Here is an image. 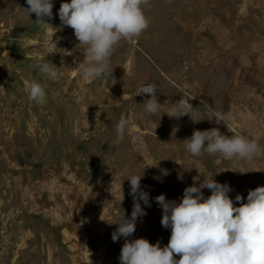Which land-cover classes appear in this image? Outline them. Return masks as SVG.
Segmentation results:
<instances>
[{"label":"rangeland","instance_id":"obj_1","mask_svg":"<svg viewBox=\"0 0 264 264\" xmlns=\"http://www.w3.org/2000/svg\"><path fill=\"white\" fill-rule=\"evenodd\" d=\"M52 2L50 25H41L26 0H0V264H120L125 240L114 242L118 225L106 221L131 216L132 174L143 175L151 206L140 202L146 215L129 239L161 247L171 229L157 196L180 202L186 187L210 178L240 206L238 194L246 203L264 186V153L192 156L185 141L218 128L264 148V0H150L148 29L136 43L120 41L108 82L82 78L87 46L59 18L70 0ZM55 43L63 52L48 54ZM45 62L56 79L33 67ZM25 80L42 84L44 103L27 99ZM148 84L157 86L156 115L144 110L150 96H136ZM181 96L195 97L192 118L201 121L169 118ZM210 111L229 115L227 126L203 119ZM121 119L131 131L117 142Z\"/></svg>","mask_w":264,"mask_h":264},{"label":"clouds","instance_id":"obj_2","mask_svg":"<svg viewBox=\"0 0 264 264\" xmlns=\"http://www.w3.org/2000/svg\"><path fill=\"white\" fill-rule=\"evenodd\" d=\"M26 3L29 16L34 13L38 24H49L45 18L53 16L52 0H26ZM149 4L150 0H70V3L61 4L59 18L62 25L73 29L79 45L87 46L84 59L78 64L84 80H114V69L110 64L114 49L121 40L136 43L148 29L145 8ZM56 51L63 52L57 49L55 43L48 54ZM33 67H38L53 80L58 76L50 62L37 63ZM24 91L29 101L45 102L46 92L42 84L25 80ZM140 95L151 97L144 101V110L148 115H156L161 109L157 86H140L136 96ZM194 98L181 96L167 113L169 118L179 119L187 115L194 122L201 121L192 118L194 108L190 100ZM203 119H215L217 124L223 122L227 126L231 117L210 111ZM128 126L127 119L117 123V142L124 137L126 130L131 131ZM185 141L186 151L192 156L219 154L229 160L250 161L264 153L256 138L242 135L228 137L221 134L218 128L195 130ZM142 176L132 174L126 179L130 181L133 198L131 216L123 215L114 223L104 220L109 225H118L112 233L114 242L120 237L125 240L120 251V264H264V186L249 190L246 203L238 194L235 201L240 206H236L230 198L228 193L232 189L229 185L210 178H203L202 182L186 187L180 202L169 201L164 194L157 196L156 203L163 212L161 225L171 229L168 244L161 247L159 241L152 244L145 238L129 239L136 231L138 218L146 215L140 202L151 206L149 194L141 188ZM205 188L211 191L207 198L202 192Z\"/></svg>","mask_w":264,"mask_h":264}]
</instances>
